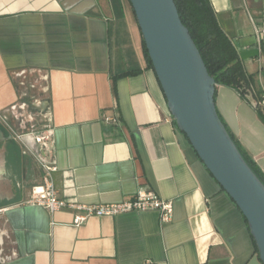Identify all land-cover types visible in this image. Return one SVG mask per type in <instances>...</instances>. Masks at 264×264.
Instances as JSON below:
<instances>
[{
    "label": "crops",
    "instance_id": "obj_1",
    "mask_svg": "<svg viewBox=\"0 0 264 264\" xmlns=\"http://www.w3.org/2000/svg\"><path fill=\"white\" fill-rule=\"evenodd\" d=\"M209 1L264 91L254 36L264 0ZM249 100L216 84L220 119L264 178V109ZM0 111L19 132L50 126L59 198L118 203L143 188L172 202L168 222L148 210L76 223L83 210L28 204L42 171L0 121V264H262L170 115L129 0H0Z\"/></svg>",
    "mask_w": 264,
    "mask_h": 264
},
{
    "label": "water",
    "instance_id": "obj_2",
    "mask_svg": "<svg viewBox=\"0 0 264 264\" xmlns=\"http://www.w3.org/2000/svg\"><path fill=\"white\" fill-rule=\"evenodd\" d=\"M167 109L178 130L244 217L264 264V183L220 119L208 73L174 0H129Z\"/></svg>",
    "mask_w": 264,
    "mask_h": 264
},
{
    "label": "built area",
    "instance_id": "obj_3",
    "mask_svg": "<svg viewBox=\"0 0 264 264\" xmlns=\"http://www.w3.org/2000/svg\"><path fill=\"white\" fill-rule=\"evenodd\" d=\"M254 36L258 48L257 60L261 65H264V52L262 50L264 9L261 12V21L254 24ZM239 89H242L241 95L243 97L250 98L249 102L255 109H264V91L258 92L252 83L242 85ZM47 120L49 121V118ZM0 121L8 128L12 137L31 154L42 171L43 182L31 187L30 196L27 200L28 204L44 207L51 212L66 208L83 210V215L75 216L74 222L76 223H81L92 215L112 216L124 212L148 210L157 211L161 222H168L171 219L172 202L156 195L151 190L143 188H140L132 199L118 203L82 204L59 198L52 181V172L56 170V166L48 149L52 135L50 126L45 123L39 130L31 127L24 132H19L12 127L3 111H0Z\"/></svg>",
    "mask_w": 264,
    "mask_h": 264
},
{
    "label": "trees",
    "instance_id": "obj_4",
    "mask_svg": "<svg viewBox=\"0 0 264 264\" xmlns=\"http://www.w3.org/2000/svg\"><path fill=\"white\" fill-rule=\"evenodd\" d=\"M174 2L180 19L187 27L200 52L208 73L215 80V84L234 87L240 94H242L243 91L239 88L242 85H248L249 83L253 84L252 78L245 72L236 49L220 28L210 1L174 0ZM144 53L148 66L152 68L145 45ZM228 133L244 160L264 183V178L261 172L241 150L231 133L229 131Z\"/></svg>",
    "mask_w": 264,
    "mask_h": 264
},
{
    "label": "rangeland",
    "instance_id": "obj_5",
    "mask_svg": "<svg viewBox=\"0 0 264 264\" xmlns=\"http://www.w3.org/2000/svg\"><path fill=\"white\" fill-rule=\"evenodd\" d=\"M24 79H22L23 86L27 87V89L29 90L30 88H32V84H34V80L33 78H30L29 76H23ZM13 127V126H12ZM14 128V127H13ZM15 129V128H14Z\"/></svg>",
    "mask_w": 264,
    "mask_h": 264
}]
</instances>
